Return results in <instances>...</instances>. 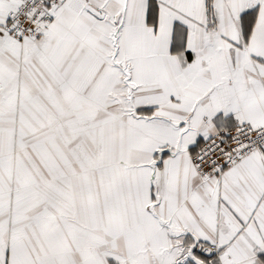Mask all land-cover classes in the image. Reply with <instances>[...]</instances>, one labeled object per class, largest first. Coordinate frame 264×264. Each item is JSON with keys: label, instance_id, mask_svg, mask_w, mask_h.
Returning a JSON list of instances; mask_svg holds the SVG:
<instances>
[{"label": "snow or ice", "instance_id": "6c2138e0", "mask_svg": "<svg viewBox=\"0 0 264 264\" xmlns=\"http://www.w3.org/2000/svg\"><path fill=\"white\" fill-rule=\"evenodd\" d=\"M0 264H264V0H0Z\"/></svg>", "mask_w": 264, "mask_h": 264}]
</instances>
